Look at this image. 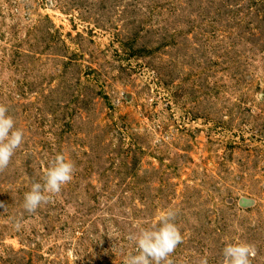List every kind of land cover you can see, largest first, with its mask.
I'll return each instance as SVG.
<instances>
[{"label": "rangeland", "instance_id": "1", "mask_svg": "<svg viewBox=\"0 0 264 264\" xmlns=\"http://www.w3.org/2000/svg\"><path fill=\"white\" fill-rule=\"evenodd\" d=\"M0 105V264H123L162 209L172 264H264V0H0ZM56 154L72 179L29 214Z\"/></svg>", "mask_w": 264, "mask_h": 264}, {"label": "clouds", "instance_id": "2", "mask_svg": "<svg viewBox=\"0 0 264 264\" xmlns=\"http://www.w3.org/2000/svg\"><path fill=\"white\" fill-rule=\"evenodd\" d=\"M23 132L15 127L13 118L7 114V108L0 105V169L5 168L14 152L21 147ZM74 164L63 154H56L48 163L39 182H32L23 193L22 208L25 212L34 213L38 207L47 203L50 198L59 193L73 176ZM175 212L162 209L156 214L154 222L147 227H138L137 231L128 236L134 245L123 259V264H172L169 259L181 236L173 222ZM19 229V222L13 224ZM222 264H251L255 249L243 242H226L221 249ZM199 264H207V258L202 257Z\"/></svg>", "mask_w": 264, "mask_h": 264}]
</instances>
